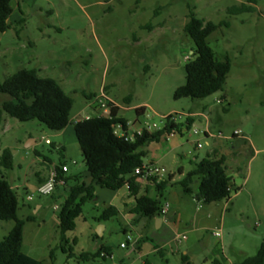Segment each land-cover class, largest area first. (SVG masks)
<instances>
[{
    "label": "rangeland",
    "instance_id": "rangeland-1",
    "mask_svg": "<svg viewBox=\"0 0 264 264\" xmlns=\"http://www.w3.org/2000/svg\"><path fill=\"white\" fill-rule=\"evenodd\" d=\"M242 4L250 3L13 0L12 28L0 32V84L22 68L36 69L42 77L57 79L72 95V116L94 113L85 109L86 95L90 94V100L99 104L100 99L105 101L99 97L102 92L118 102L122 115L132 120L137 117L135 106H145L146 115L140 116L144 126L161 127L166 121L162 114L169 111L196 114L194 118L203 126L201 132L194 134L192 125L183 136L170 138L174 151L164 161L167 169L182 165L190 170L196 156L201 160L218 148L227 157L234 185L231 199L207 204L202 201V246L196 244L202 251L197 264H212L205 259L213 257L223 261L224 255L239 263L256 255L264 238V0H257L255 11L230 13L231 7ZM191 10L206 21H229L228 26L214 31L208 42L220 59L229 57L231 70L223 90L202 99L176 100L174 91L186 82V64L196 48L184 30ZM8 98L0 93V104ZM69 128L77 143L73 125ZM207 130L214 137L208 138ZM235 130H241L243 135L235 137ZM30 137H35L37 144L28 148ZM59 137L58 131L38 120L22 122L4 113L0 154L10 148L14 168L0 165V175H5L18 192L19 218L34 217L26 220L24 253L51 264L50 253L54 249L55 264H81L75 257L69 258L60 246L59 213L65 197L38 193L35 171L43 170L45 157L60 162ZM46 138L54 144H47ZM198 142L202 148L196 147ZM77 148L76 153L69 151L76 161L70 162L71 172L89 178L79 144ZM114 194L115 191L97 187L93 197L84 203L75 229L67 233L75 253L95 252L93 236L98 232L99 217L113 203ZM38 204L42 208L36 211ZM120 207L124 209L123 205ZM204 210H211L213 216H207ZM224 220L223 235L218 237L214 232ZM14 224L12 220H0V238ZM106 224L104 242L111 246L113 254L88 264H142L138 250L133 249L134 240L143 234V226L134 227L127 213L112 217ZM126 227L133 230L131 240L123 232ZM123 243L125 247L121 246ZM148 246L152 245L145 249ZM178 258L176 248L171 246L166 255L154 252L145 257L152 264H177Z\"/></svg>",
    "mask_w": 264,
    "mask_h": 264
},
{
    "label": "trees",
    "instance_id": "trees-1",
    "mask_svg": "<svg viewBox=\"0 0 264 264\" xmlns=\"http://www.w3.org/2000/svg\"><path fill=\"white\" fill-rule=\"evenodd\" d=\"M249 3L231 7L229 11L231 14L255 11L254 5L257 0H249ZM13 12V0H0V32L12 28L10 17ZM222 25L228 26L229 21L225 20L217 24L199 18L194 10L190 11L184 30L193 38L196 48L194 57L186 64V82L175 89L174 99H202L224 89L231 70V61L228 56L220 59L208 42V37ZM0 93L9 96L0 104V123L4 113L22 122L38 120L55 131H61L71 123L74 98L57 79L42 77L36 69L22 68L8 76L0 84ZM143 110L144 108H136L139 115ZM120 111L121 108L114 105L108 117L92 115L74 122L83 160L95 184L112 190L128 186L130 195L135 197L132 212L153 218L162 214L163 192L167 189L172 175L160 182L148 177L154 180L157 194L138 197L141 189L138 179L144 176L136 174L135 169L146 164L144 162L147 155L146 147L152 142L159 141L180 124L167 121L160 130L153 133L145 131L134 140H127L125 135L115 133L118 125L125 134L129 128V120ZM192 123L193 119L188 118V124L192 125ZM36 154L42 155L39 151H36ZM45 159L49 160L47 157ZM0 165L5 169L14 168V154L10 148H5L0 154ZM63 165V163L55 165L59 178L67 184L72 180L73 184L70 185V190L60 207V246L69 258L75 257L81 264H88L102 257V251H111V248L101 246L95 252L83 251L77 254L70 246L67 233L75 229L76 219L82 214L84 203L93 197L94 188L82 182L80 176L66 177V173L62 170ZM196 181H198L196 196L198 200L207 204L231 199L233 177L229 172L227 157L220 153L218 148H214L199 161L193 160L191 170L180 180L179 185L184 192L193 194ZM18 210L17 190L4 175H0V220L15 222L10 232L0 238V264H49L24 253L26 220H33L34 217L21 219ZM119 213L116 206H107L103 209L99 221H107ZM73 243L75 245L77 240L74 239ZM50 257L51 264H55L54 249L51 250ZM214 263L219 262L215 260ZM180 264L195 263L189 255L182 254ZM236 264H264V238L256 255Z\"/></svg>",
    "mask_w": 264,
    "mask_h": 264
},
{
    "label": "crops",
    "instance_id": "crops-1",
    "mask_svg": "<svg viewBox=\"0 0 264 264\" xmlns=\"http://www.w3.org/2000/svg\"><path fill=\"white\" fill-rule=\"evenodd\" d=\"M88 96H90V94L86 95L85 109L93 110L94 113H86L85 115L78 113L72 116L71 123L65 129L58 131V134L60 136L59 137L60 142L58 143L57 148H59V151L61 153V160L58 164L52 162L50 159L43 160V163L45 165L43 170L35 171V175L38 181V186L48 180L50 171L54 165H59L60 163H63L64 165H68V168H69V170L65 174L66 177L80 176L81 181L85 182L88 185H92L94 190L97 187L103 188L93 182L92 177L86 165L85 167L89 175V178L83 175H78L77 173H72L71 167H70V162H76V161H75V157L73 156V154L70 153L69 151H73L74 153H76L78 149L77 145L79 144L76 134H75V137L77 139V143L76 141H73L72 134H71L72 130L71 128H69L70 125H73V129H74V122L78 120H82L84 118H88L89 116H92V115L100 114V112H98L99 110H97L99 105L97 103H94L95 101L94 99L90 100ZM110 98L114 101L116 105L122 108V106L118 102H116L112 97ZM139 106L141 108H144V110L140 112V115L136 112L137 117L135 119L132 120L125 116L129 120L131 130H135L136 127L142 125L140 116L146 115L145 106L136 105L135 108H139ZM174 111H169L168 113L162 114V116L164 117L165 115L172 113ZM187 114H194V116L196 115L195 113H187ZM194 116H192V119H193L192 125L198 126L200 129H202L203 126L201 125V123L196 121ZM164 124L161 127H163ZM179 136H183V135L179 134ZM170 138L171 137L169 138L162 137L159 141L150 143L146 147L147 155L144 158V162L146 164L152 163V164H156V165L163 166L166 168L168 175L165 176L163 180L170 178V176L172 175V178L170 179V183L167 189L163 192V197H162V199H164L163 205L165 204L169 205L167 213L155 216L153 218L135 214L132 212V208L134 207V204H135V197L130 195V190L128 186H124L117 190L109 189V190L115 191L114 198H113L114 201L110 205L116 206L120 211L119 214L121 213L129 214L130 223L134 227L138 225L143 226V229H142L143 234H141L140 237L134 240L135 242H134V249H133L134 251L138 250L140 258L143 259L142 264H152L149 259H145V257L148 256V254L150 253L157 252L161 255H166L168 246H171L172 248L174 247L176 248V252L179 257L178 258L179 261L177 264H180L182 254L189 255L193 263L197 264L196 261L199 258V254L202 251V247H199L196 245L198 243V244H201L202 246V234L200 233V231L202 230V200H198L196 197L197 192H198V181H196V183L194 184L195 192L193 194L186 193L183 191V189L179 185V182L181 179H183L186 173L189 172L191 169L187 170L182 165H178L177 169H173L171 167H170L171 169H167L164 161L167 160L170 154L174 151V147L169 144ZM27 144L29 145V146L26 145L28 148L33 147L34 145L37 144V139L35 137H30V140ZM52 144H54L53 141H52ZM79 148H80V152L82 155L80 144H79ZM68 156H72L73 160H69L67 158ZM196 160H198L197 156H196ZM89 179H91V182L88 183ZM151 179H149L148 177H140L138 179V182L141 184V189H140L138 197L142 195H146V194H150L151 196H155L157 194L154 180L152 181ZM72 184H73L72 180L69 181L68 184L67 183L59 184L56 187V190L54 191L52 195L55 197L64 196L66 198L70 190V185ZM13 187L15 188V186ZM105 189H108V188H105ZM122 205L124 206V209L120 207ZM41 208H42V205L38 204L36 211H39ZM204 213H206L207 216H210V217L213 216V212L211 210H206V211L204 210ZM107 221H103V222L98 221V232L93 236V239L96 241L95 251H97L101 246H107L111 248L109 244L104 242L105 234L108 230V227L106 224ZM199 223H201V225H199ZM225 224H226V220H224V223L222 221L221 226L219 228H221L222 230ZM123 232L124 234H127L128 236H131V237L134 236L133 230L129 229L128 227L124 228ZM75 239L77 240V238ZM145 240L148 242L143 243V241ZM149 244H151L152 246H150V248L148 246V249H145L146 245H149ZM111 251H112V248H111ZM213 258L210 260L209 258H206L205 261L208 263L211 262L212 264H215L214 263L215 260L219 262L218 264H236V262H233L231 259H229L225 255H224L225 259L223 261L217 258H214V259Z\"/></svg>",
    "mask_w": 264,
    "mask_h": 264
},
{
    "label": "built area",
    "instance_id": "built-area-1",
    "mask_svg": "<svg viewBox=\"0 0 264 264\" xmlns=\"http://www.w3.org/2000/svg\"><path fill=\"white\" fill-rule=\"evenodd\" d=\"M99 97L105 99V101H102L101 99L99 101L98 105L101 108V112L99 115L105 116V117L110 116L111 110H112L113 106L116 104L107 94H105V92H102V94ZM182 116H184L186 118H185V120L180 121L179 119H181ZM192 116H194V114L178 113V112H172V113L165 115L164 116V118L166 120L165 122L170 121L172 123L180 124V125L177 128H173L171 130V132L166 134L164 137L169 138V137L179 135V134H182V135L186 134V132L188 130H190V128L192 126V125L188 124V118H192ZM160 129H162V127H159L156 124H153V125L149 124V125H145V126L140 125V126L136 127L135 130H131V127L129 124V128H128V131L126 134L121 132L120 125H118L116 127L115 133H117L119 135H125L127 140H134L137 136H141L145 131H147L149 133H153V132L160 130ZM192 130H193L194 134H199L201 132L200 131L201 129L198 126H193ZM205 133H206L208 138L214 137V135L212 133H209L208 130L205 131ZM240 135H243L241 130H235L234 136H240ZM45 142L47 144H52V140L50 138H46ZM201 147H202V144L200 142H198L197 148H201ZM67 158L69 160H73L72 156H68ZM62 170H63V172L66 173L69 170L68 165H63ZM135 172H136V174H143L144 177H150V178L156 179L157 182L162 181L163 178L168 175V172H167L165 167L159 166L156 164H152V163L145 164L143 167H137L135 169ZM64 183H65V181L63 179L59 178L58 172H57L56 167L54 165L50 171V175H49L48 180L38 186V193L41 195H51L54 193V191L56 190V187L59 184H64ZM29 199H32V196H29ZM58 208L59 207L56 206V209H58ZM168 208H169L168 204L163 205L162 214L167 213ZM214 234L218 237L222 236V230L219 228L218 230H216L214 232ZM131 238H132L131 236H128L129 240H131ZM121 246L125 247V244L123 243ZM112 254H113L112 251H110V250L105 251L104 250V251H102L101 256L102 257H108V256H112Z\"/></svg>",
    "mask_w": 264,
    "mask_h": 264
},
{
    "label": "water",
    "instance_id": "water-1",
    "mask_svg": "<svg viewBox=\"0 0 264 264\" xmlns=\"http://www.w3.org/2000/svg\"><path fill=\"white\" fill-rule=\"evenodd\" d=\"M27 146H29V145L27 144Z\"/></svg>",
    "mask_w": 264,
    "mask_h": 264
}]
</instances>
